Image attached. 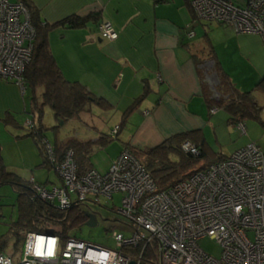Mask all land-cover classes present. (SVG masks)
<instances>
[{
	"label": "crops",
	"instance_id": "crops-1",
	"mask_svg": "<svg viewBox=\"0 0 264 264\" xmlns=\"http://www.w3.org/2000/svg\"><path fill=\"white\" fill-rule=\"evenodd\" d=\"M191 1L30 0L46 24L86 19L79 28H56L49 37L51 51L67 81L81 84L110 106L102 110L92 104L65 124V132L46 135L52 146L68 137L97 141L120 125L115 140H123V150L154 148L184 133L193 134L196 142L199 133L205 139V127L212 126L218 111L212 114L208 107V71L217 74L218 85L222 75L235 81L230 70L246 58L253 65L247 69L251 80H261L264 43L259 35L236 34L197 19ZM105 21L113 25L117 40L99 37L98 26ZM249 82L247 78L244 85ZM31 99L29 90L0 79V156L9 172L49 188L55 186L52 170L41 166L39 148L29 135L30 122L37 123ZM202 107L208 109L207 119ZM96 119L102 124H95Z\"/></svg>",
	"mask_w": 264,
	"mask_h": 264
},
{
	"label": "built area",
	"instance_id": "built-area-1",
	"mask_svg": "<svg viewBox=\"0 0 264 264\" xmlns=\"http://www.w3.org/2000/svg\"><path fill=\"white\" fill-rule=\"evenodd\" d=\"M191 8L199 20L236 34L259 35L264 43V0H192ZM97 32L109 42L118 38L108 21ZM34 38L25 7L0 0V79L24 89L22 76L31 60ZM216 111L210 109L212 114ZM244 128L238 123L239 130L245 132ZM117 129L110 137H116ZM43 145L54 162L50 143L44 140ZM181 149L189 155L199 154L190 141ZM55 172L60 186L30 182L36 198L65 210L75 203L98 206L101 199L111 201L115 193H121L115 221L122 222L124 231L114 230L109 246L75 236L62 244L57 235L28 232L19 253H0V264H142L143 253L153 244L155 264H264V152L254 143L166 191H158L128 149L105 174L92 169L78 177L71 150ZM205 238L219 246V258L199 246ZM138 248L140 252L134 254L132 250Z\"/></svg>",
	"mask_w": 264,
	"mask_h": 264
},
{
	"label": "trees",
	"instance_id": "trees-1",
	"mask_svg": "<svg viewBox=\"0 0 264 264\" xmlns=\"http://www.w3.org/2000/svg\"><path fill=\"white\" fill-rule=\"evenodd\" d=\"M15 3H20L25 7L30 24L35 31L31 60L25 66L22 79L24 89L29 90L32 94L31 100L37 123L36 125L34 122L32 123L29 135L39 148L42 157L41 166L55 171V166L64 159L66 152L71 150L77 176H84L88 171L94 169L91 156L95 150L98 147H106L116 137L102 136L97 141L78 137L65 138L55 146L50 144L55 158V161L51 162L43 145V141H47V127L43 124V118L45 109L50 108L57 124L51 129L57 136L61 126L69 121L79 119L82 113L89 111L92 104L97 105L102 110H107L110 107L102 99L94 97L81 84L67 81L51 51L49 37L56 28L65 25L69 28H79L85 24L86 19L72 17L58 25H49L42 21L39 11L30 0H16ZM191 12L195 17L193 9ZM88 18L95 20L96 17L90 16ZM255 89L264 95V77L256 84ZM217 90L221 94V99L215 104L208 99V107L211 109L212 106H215L217 109L228 112L229 123L237 121L242 123L244 118L259 119L261 108L251 92H239L230 83L226 75L220 77ZM197 136L199 142L193 140L195 137L193 134L184 133L172 136L154 148L125 149L130 150L134 157L141 162L154 180L158 191H166L190 175L203 171L210 165L224 161L229 157L213 154L201 133ZM185 141H190L198 149L199 154L197 156L182 151L181 146ZM6 184H9L16 194L18 219L10 229L16 248L22 245L28 232L57 235L63 244L67 238L77 237L76 233L85 226L88 215L95 214L97 211V206L89 202L75 203L68 209L59 210L54 205L36 198L32 191V184L9 172L0 156V187ZM3 246L4 241L0 244V253L3 252ZM154 250L155 244L143 253L142 264H155L157 256L154 254ZM19 251L17 248V251L13 253H19ZM132 252L137 254L140 249H134Z\"/></svg>",
	"mask_w": 264,
	"mask_h": 264
},
{
	"label": "rangeland",
	"instance_id": "rangeland-1",
	"mask_svg": "<svg viewBox=\"0 0 264 264\" xmlns=\"http://www.w3.org/2000/svg\"><path fill=\"white\" fill-rule=\"evenodd\" d=\"M11 2H16V0H10ZM235 35V34H233ZM243 35V34H241ZM246 35V34H245ZM249 37V36H248ZM246 36H243V39H246ZM238 69H231V75L234 76L235 81L229 78L230 83L238 89L239 92H251L255 97L258 106L261 108L259 112V119L244 118L242 123L244 125L245 132H242L238 129V121L229 123L230 116L228 112L223 109H218L216 112L217 117L212 124V126L205 127V140L212 153L215 155L230 156L236 150L246 146L249 143H254L264 151V95H262L259 90L255 89L256 84L260 81L251 80V72L253 65L246 59ZM253 64V61H252ZM264 72V71H262ZM262 77L264 73H262ZM210 77L211 86H208V97L213 104L218 102L221 99V94L217 90L218 87V76L214 74V70L210 69L208 71L207 77ZM250 81L246 86L244 82L247 80ZM208 81V80H207ZM237 81H239L237 83ZM209 82V81H208ZM238 86H237V85ZM242 84V85H241ZM242 86V87H239ZM239 87V88H238ZM243 88V89H240ZM245 90V91H243ZM217 109V108H216ZM206 119L208 118L206 107H202ZM101 112V111H100ZM82 115V114H81ZM85 115V114H84ZM215 115V114H214ZM89 117V115H85ZM213 117V116H212ZM211 117V118H212ZM43 124L49 128L57 125L54 121L53 113L50 108L45 109ZM95 124L101 125V121L98 119L94 120ZM68 126H61L58 130L60 133L65 132ZM118 131V129H117ZM54 134L53 129L46 131V135L49 138H52ZM122 137V136H121ZM123 140L118 139L110 144H108L104 149H97L91 156L92 164L95 169L101 174H105L112 163L115 162L117 157L123 151ZM122 148L121 152L118 153L115 159H112V155L117 151V148ZM51 181L55 186H60V178L54 170L51 172ZM52 185L49 186V188ZM123 195L121 193H115L111 201H106L101 199V203L96 207L98 212V226L94 228L82 227L78 231L77 238L91 242L100 246H109L112 244L111 235L114 230L124 231V225L120 220L115 221V213L118 208L121 206V199ZM18 219V209L16 206V194L13 192L12 187L9 184L3 185L0 187V244L4 241L3 252L13 253L21 249V245L16 248L15 240L10 234V229L15 225ZM199 246L209 255L219 258L221 250L214 241L205 238L198 242ZM16 248V249H15Z\"/></svg>",
	"mask_w": 264,
	"mask_h": 264
},
{
	"label": "water",
	"instance_id": "water-1",
	"mask_svg": "<svg viewBox=\"0 0 264 264\" xmlns=\"http://www.w3.org/2000/svg\"><path fill=\"white\" fill-rule=\"evenodd\" d=\"M96 226H98V219H97V217L94 214H89L88 215V221L86 222L85 227L94 228Z\"/></svg>",
	"mask_w": 264,
	"mask_h": 264
},
{
	"label": "flooded vegetation",
	"instance_id": "flooded-vegetation-1",
	"mask_svg": "<svg viewBox=\"0 0 264 264\" xmlns=\"http://www.w3.org/2000/svg\"><path fill=\"white\" fill-rule=\"evenodd\" d=\"M94 215H95V216L97 217V219H98L99 216H98V212H97V211L95 212Z\"/></svg>",
	"mask_w": 264,
	"mask_h": 264
},
{
	"label": "bare ground",
	"instance_id": "bare-ground-1",
	"mask_svg": "<svg viewBox=\"0 0 264 264\" xmlns=\"http://www.w3.org/2000/svg\"><path fill=\"white\" fill-rule=\"evenodd\" d=\"M139 151V150H138ZM60 210V209H59Z\"/></svg>",
	"mask_w": 264,
	"mask_h": 264
}]
</instances>
